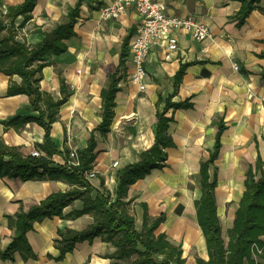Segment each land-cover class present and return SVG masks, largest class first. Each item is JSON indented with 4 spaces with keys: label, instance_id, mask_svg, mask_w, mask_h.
<instances>
[{
    "label": "crops",
    "instance_id": "1",
    "mask_svg": "<svg viewBox=\"0 0 264 264\" xmlns=\"http://www.w3.org/2000/svg\"><path fill=\"white\" fill-rule=\"evenodd\" d=\"M24 1L0 0L2 14L7 15V6ZM103 1L36 0L30 18L19 14L14 19L15 39L35 45L41 42L43 33L67 22L70 10L80 2L74 35L63 41L65 51L46 55L39 73V89L54 101H63L51 124V140L59 152L53 154L50 167L71 164L70 153L85 149L93 136L96 157L91 170L96 176L86 175L94 187L91 194L103 180L114 196L118 169L138 161L139 154L153 145L157 111L165 107L167 97L174 103L187 102V106H173L167 111V132L173 144L165 148L164 165L130 184L125 200L130 201L127 207L138 231L143 228L145 215L150 220L163 215L155 235L165 234L172 244L180 245L185 264H197L198 259L209 257L195 203L202 194L200 167L210 157L219 124L223 126L221 145L209 172L217 176L216 207L226 241L245 190L247 172L258 156L264 159V0L255 2L242 21L239 11L243 0H159L169 15L195 16L203 21L210 37L200 41L177 32V50L169 49L166 38H158L145 61L146 87L142 90L132 81L130 54L138 15L129 9L119 17L101 19L99 7ZM124 44L127 54L122 59ZM234 62L239 69H234ZM8 63L0 62V137L28 155L41 151L45 129L36 120L39 111L32 109L28 94L7 93L10 85L22 81L20 75L2 71ZM181 65L185 70L176 84ZM111 73L119 76L118 90L109 129L102 131L101 91ZM16 117L17 124H8ZM23 117L33 119L23 124ZM115 161L117 166H113ZM74 187L81 188L63 174L31 179L0 176V255L15 237L9 216L38 205L54 191ZM83 206L84 201L77 198L63 209V215L35 221L27 232L35 256L24 258L16 251L13 259L0 256V264H111L109 255L117 248L102 235L77 241L72 251L59 257L55 244L61 238L59 232L84 231L94 221L92 213L70 216ZM134 258L120 263L128 264Z\"/></svg>",
    "mask_w": 264,
    "mask_h": 264
},
{
    "label": "trees",
    "instance_id": "2",
    "mask_svg": "<svg viewBox=\"0 0 264 264\" xmlns=\"http://www.w3.org/2000/svg\"><path fill=\"white\" fill-rule=\"evenodd\" d=\"M35 1L25 0L18 6H7L6 16L0 9V62H9L2 68L4 73L18 74L22 77L21 83L10 85L7 93L10 95L26 93L30 96L32 109L39 111L36 120L45 129L44 142L39 155H23L20 147L10 146L0 137V176H21L24 179H31L63 174L70 182L78 184L81 188L54 191L38 205L9 216V225L14 228L15 237L0 256L4 259H13L15 252L20 251L24 258L34 257L35 254L27 238V232L33 228L34 222L44 217L63 215V209L67 205L81 198L84 201L83 208L71 213L70 216L77 217L84 213H92L94 221L84 231L59 232L61 238L55 241L60 250L59 257L72 251L77 241L102 235L117 248L109 255L113 259L111 264H121L120 260L130 259L133 255L135 258L128 264H185L181 246L172 244L165 234L154 233L156 227L163 221V215L152 220L145 215L143 228L138 231L135 227V217L127 207L130 201L125 200V197L130 184L144 177L152 168L164 165L167 157L165 148L173 144L167 132L170 122L167 111L170 107L187 106L188 103H174L167 97L165 107L157 111V132L153 145L139 154L138 161L118 169L114 196L105 188L103 180L101 187L96 189L95 194H91L94 187L86 173L92 169L96 157L93 136L87 147L77 152L79 164L66 162L57 164L56 168L50 167L53 163V154L59 152L51 140V124L55 121L57 110L63 101H54L51 95L39 89V73L46 63L43 61L46 55L65 51L66 46L63 41L74 35L75 12L80 2L70 10L67 22L58 24L51 32L43 33V39L38 44L27 45L15 39L14 19L19 14L25 15V19L30 18ZM258 1L260 0L242 1L239 11L241 21ZM5 18L9 21L6 22ZM126 49L127 46L124 44L122 59L127 54ZM184 70L185 65H181L175 76L176 84L181 80ZM118 79L117 73H111L107 85L101 91L102 121L99 129L102 131L109 129L113 118ZM20 119L24 124L33 118ZM18 120L19 118L16 117L8 124L15 125ZM218 127L210 157L201 162L200 167L202 194L195 203L197 220L206 238L209 257L207 260L198 259L197 264H264L262 238L264 236V159L258 156L254 166H250L247 172L245 190L236 209L233 225L227 230L226 241L222 235L216 207L217 176L212 177L209 172V166L214 164L221 145L220 136L223 126L219 124Z\"/></svg>",
    "mask_w": 264,
    "mask_h": 264
},
{
    "label": "built area",
    "instance_id": "3",
    "mask_svg": "<svg viewBox=\"0 0 264 264\" xmlns=\"http://www.w3.org/2000/svg\"><path fill=\"white\" fill-rule=\"evenodd\" d=\"M129 9H134L138 15L130 45V54L134 66L132 81L138 83L141 90L146 87L144 82L147 75L145 61L158 38H166L169 49L177 50V32L191 34L200 41L210 37V29L203 21L195 16L169 15L159 0H104L99 7V15L101 19L107 20L119 17ZM233 67L236 70L239 69L236 62L233 63ZM32 154L39 155L40 152L34 151ZM70 162L75 165L79 164L77 151L70 153ZM117 165L118 162L115 161L113 166ZM86 175L93 178L96 172L90 170Z\"/></svg>",
    "mask_w": 264,
    "mask_h": 264
}]
</instances>
